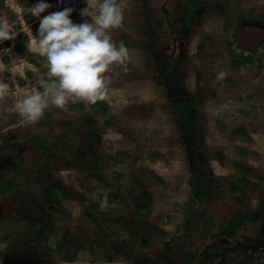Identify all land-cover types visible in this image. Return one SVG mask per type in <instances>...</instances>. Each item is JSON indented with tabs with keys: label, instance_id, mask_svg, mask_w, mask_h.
<instances>
[{
	"label": "rangeland",
	"instance_id": "374dc122",
	"mask_svg": "<svg viewBox=\"0 0 264 264\" xmlns=\"http://www.w3.org/2000/svg\"><path fill=\"white\" fill-rule=\"evenodd\" d=\"M57 1L41 17L83 22L86 0ZM37 2L0 16L38 34ZM117 3L130 60L107 100L23 125L0 103V264H264V0ZM20 35L0 60L39 71L0 80L37 86Z\"/></svg>",
	"mask_w": 264,
	"mask_h": 264
},
{
	"label": "clouds",
	"instance_id": "9594fccd",
	"mask_svg": "<svg viewBox=\"0 0 264 264\" xmlns=\"http://www.w3.org/2000/svg\"><path fill=\"white\" fill-rule=\"evenodd\" d=\"M86 4L87 7L80 11L85 19L82 23H74L70 18L74 11L71 7L41 17L52 5L38 0L28 9L39 21L38 34L25 24L16 31L6 15L0 16V44L15 41L22 32L27 37V51L43 58L47 69L46 78L41 77L37 86L16 84L13 87L0 80V103L7 105L8 100H12L4 112L15 114L19 124L38 122L49 107L66 110L70 102L95 105L107 100L113 76L119 75L116 69L127 73L129 49L123 42L117 44L111 35L113 30L123 26L121 5L117 0H86ZM5 6L17 17L24 12L16 0H5ZM13 47L14 44L2 51L7 54ZM6 71L14 80L19 77L27 81L29 71L36 73L39 70L19 58L11 67L0 60V73ZM225 75L220 72L217 78L223 79Z\"/></svg>",
	"mask_w": 264,
	"mask_h": 264
},
{
	"label": "trees",
	"instance_id": "16d2710c",
	"mask_svg": "<svg viewBox=\"0 0 264 264\" xmlns=\"http://www.w3.org/2000/svg\"><path fill=\"white\" fill-rule=\"evenodd\" d=\"M57 4L60 6L61 5V0L57 1ZM191 5H188V7H190ZM17 31H19V28H15ZM21 35H19L17 38H20ZM14 50L20 54V55H25L26 57H28L29 61H32V55L28 54V52H26V50L22 47V45L19 42V39L17 40V43L14 47ZM31 57V58H30ZM215 160L222 165L224 163V159L221 153H217L216 154V158ZM247 183V182H246ZM13 188V186H11V184L8 185L7 190H11ZM2 192V191H1Z\"/></svg>",
	"mask_w": 264,
	"mask_h": 264
},
{
	"label": "water",
	"instance_id": "95a60500",
	"mask_svg": "<svg viewBox=\"0 0 264 264\" xmlns=\"http://www.w3.org/2000/svg\"><path fill=\"white\" fill-rule=\"evenodd\" d=\"M241 34H242V33H241ZM243 35H244V34H243ZM244 39H246V40H251V42L254 41V40H256V38H254V36L245 37ZM241 40H243V39H241Z\"/></svg>",
	"mask_w": 264,
	"mask_h": 264
}]
</instances>
